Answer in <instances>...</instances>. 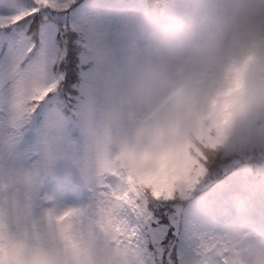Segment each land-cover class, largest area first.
<instances>
[{
  "label": "clouds",
  "instance_id": "1",
  "mask_svg": "<svg viewBox=\"0 0 264 264\" xmlns=\"http://www.w3.org/2000/svg\"><path fill=\"white\" fill-rule=\"evenodd\" d=\"M69 30L73 114L58 65H0V264H147L121 213L157 201L195 219L182 264H264V0H115Z\"/></svg>",
  "mask_w": 264,
  "mask_h": 264
},
{
  "label": "snow or ice",
  "instance_id": "2",
  "mask_svg": "<svg viewBox=\"0 0 264 264\" xmlns=\"http://www.w3.org/2000/svg\"><path fill=\"white\" fill-rule=\"evenodd\" d=\"M44 4L48 6L42 7L40 0H35L27 9L11 15H0V33L8 34L4 36L7 40L15 30L27 28V33L17 41L15 48L24 52L31 50L30 56L39 55L46 69L58 65L60 78H64L66 73L64 87L68 88L76 71L75 50L69 30L76 3L73 0H44ZM185 163L186 170L191 171L190 164ZM167 187L166 184L158 183L156 194L160 195V189ZM171 194L169 190L168 195Z\"/></svg>",
  "mask_w": 264,
  "mask_h": 264
},
{
  "label": "rangeland",
  "instance_id": "3",
  "mask_svg": "<svg viewBox=\"0 0 264 264\" xmlns=\"http://www.w3.org/2000/svg\"><path fill=\"white\" fill-rule=\"evenodd\" d=\"M114 2H115V0H76V7L71 14L70 22L73 20L82 19L85 16H87L89 10L93 6L110 7L114 4ZM6 12H7L6 7L3 4H0V15H6ZM26 33H27V28L15 30L14 34L10 35V38L7 39V42L9 41L8 43L7 42L5 43L6 40L4 39V36L6 34L0 33V65L6 64L9 60V55H8L9 45L16 47L17 41H19V39L22 36H24ZM73 46L76 48L75 44H73ZM77 65L80 68L81 61H80L79 54H78ZM73 87H74V85H73ZM68 95L70 96L71 94H68ZM61 98L64 100L63 96ZM70 114H73L72 105H70ZM42 118L43 117H41V119L38 123H37L38 120H36V118H35L25 127L24 133H25V145H26L27 141L30 137V136L28 137L29 133H31L34 130L35 125L37 126V127H35V130L33 132L34 136L31 138L29 143L25 146L26 148L31 147V145L33 144L35 137L37 135V132L39 131V129L41 127ZM85 197H86V195L82 194L79 191V189H77L75 187H71L69 189V192L67 195V199L70 202L79 201V202L83 203ZM122 212H123V210H122ZM123 218L126 219L128 224L135 230V242H139L140 234L143 233V231H144L143 227L145 225H147L145 222L148 221L149 225L152 226V235L154 238L156 249H158V251L161 252V248L158 245V242L163 236L164 229H163V227H160V226H153L152 223H153V221L156 222V220H154V218L151 216L150 212H148L147 217H143L140 227L137 226V220L135 221L131 214H129L128 217H123ZM204 223H205V221H203V220L200 221L201 225H203ZM194 225H195V219L192 216L185 217V219L182 220V227H183L182 242H183V244L181 245L179 252H178V257H179V261L181 264H182L181 255H180L181 252L191 248V246L193 244V230L192 229H193ZM141 240H143L142 236H141Z\"/></svg>",
  "mask_w": 264,
  "mask_h": 264
}]
</instances>
